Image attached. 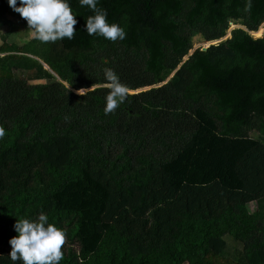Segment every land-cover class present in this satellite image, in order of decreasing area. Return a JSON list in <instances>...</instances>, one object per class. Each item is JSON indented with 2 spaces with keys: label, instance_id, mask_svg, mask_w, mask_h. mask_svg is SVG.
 <instances>
[{
  "label": "trees",
  "instance_id": "obj_1",
  "mask_svg": "<svg viewBox=\"0 0 264 264\" xmlns=\"http://www.w3.org/2000/svg\"><path fill=\"white\" fill-rule=\"evenodd\" d=\"M68 3L73 39L18 44L0 0V264L40 214L59 264H264V0H100L116 42ZM105 68L129 88L107 115Z\"/></svg>",
  "mask_w": 264,
  "mask_h": 264
},
{
  "label": "clouds",
  "instance_id": "obj_2",
  "mask_svg": "<svg viewBox=\"0 0 264 264\" xmlns=\"http://www.w3.org/2000/svg\"><path fill=\"white\" fill-rule=\"evenodd\" d=\"M100 0H79L81 7H88L94 15L86 20L85 32L89 36L102 37L107 41L124 40L126 32L116 23L107 22V11L97 7ZM9 7L26 20L33 38L41 43H55L73 39L77 23L68 0H7ZM105 86L109 89L105 97L104 114L115 111L129 95V88L121 83L110 68L104 69ZM86 90V89H81ZM4 129L0 128V137ZM16 236L9 240V258L21 264H59L63 259L62 246L65 232L48 222L45 214L35 220L23 219L13 225Z\"/></svg>",
  "mask_w": 264,
  "mask_h": 264
},
{
  "label": "rangeland",
  "instance_id": "obj_3",
  "mask_svg": "<svg viewBox=\"0 0 264 264\" xmlns=\"http://www.w3.org/2000/svg\"><path fill=\"white\" fill-rule=\"evenodd\" d=\"M233 28L234 27L231 26L229 30H231ZM0 34H4V30H1ZM31 36L32 35H31V31H30V33H23V34L12 35V36H10V38L8 40L9 41L17 42L18 44H21L25 39L30 38ZM253 37H255V36H253ZM215 44H212V45H215ZM209 46L210 45H207V46L204 45V47H207V48ZM196 47L197 46H195V48ZM251 136L253 138H255L256 137V134L253 133V134H251ZM225 239H226V243H227V251H228V255L229 256H234L237 252H239L241 250L240 245H238L237 243H235L234 241H232V239L230 237H226Z\"/></svg>",
  "mask_w": 264,
  "mask_h": 264
},
{
  "label": "water",
  "instance_id": "obj_4",
  "mask_svg": "<svg viewBox=\"0 0 264 264\" xmlns=\"http://www.w3.org/2000/svg\"><path fill=\"white\" fill-rule=\"evenodd\" d=\"M212 44H215V43H210V44H208V45H212ZM205 46H207V45H205ZM206 49H207V47H204V46H203L201 50H202V51H205ZM44 68L47 69V67H45V66H44ZM80 93H82V92H80Z\"/></svg>",
  "mask_w": 264,
  "mask_h": 264
}]
</instances>
